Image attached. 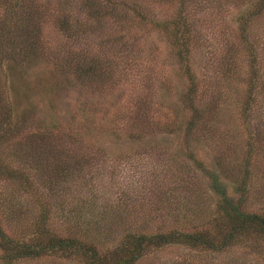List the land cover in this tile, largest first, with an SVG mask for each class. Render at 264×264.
Returning <instances> with one entry per match:
<instances>
[{
    "label": "rangeland",
    "instance_id": "obj_1",
    "mask_svg": "<svg viewBox=\"0 0 264 264\" xmlns=\"http://www.w3.org/2000/svg\"><path fill=\"white\" fill-rule=\"evenodd\" d=\"M45 1L49 4L47 12L51 18L45 16L43 21L47 23L40 27L43 29L39 37L41 49L27 70H16L20 78L14 77L12 84L19 95V106L25 109L22 114L25 117L23 122L20 121V132L16 135L10 132L13 128H8L11 136L6 139L9 143L6 155L16 172L13 178L6 177L0 182V230L5 236L28 240L33 225L40 218L44 219L42 231L52 230L62 235L71 230L74 215L71 216L70 209L76 202L90 200L94 208L92 213H97L98 206L104 204L105 211L109 212L108 209L117 207L123 199L121 192L132 198L139 191L147 193L146 201L155 198L156 193L168 186L160 176L165 174L164 178L172 177L173 180L177 175L176 168L180 167L185 172H192L189 165L185 166L190 164L191 156L193 160L198 157L211 165L210 149H202L199 144L200 139L212 136L211 131L203 126L204 117L194 118L196 110H201L202 106L211 107L209 113L217 115V127L228 131V139L235 137L239 143L245 140L248 122L244 128L236 101L229 98L228 102L220 104L213 99L217 90L223 94L227 87L219 78L221 73L204 70L205 62H208L205 53L192 52L189 60L178 63L169 43L171 33L144 22L135 23L130 13L123 10L120 0H116L118 5L112 10L110 6L104 7L102 0H96L102 14L95 19L90 15L95 7L85 8L81 0H61L59 4L55 0ZM128 1L134 2L125 0ZM192 1L195 9L192 19L204 33L205 52L214 47L222 26L234 28L230 19L235 15L233 10L239 8L223 5L229 14L221 18L211 14V11L215 12V5H199L198 1ZM31 2L37 5L31 6L30 12L36 10L42 16L46 2L23 0L21 8L27 9ZM175 5L158 8L149 3L145 11L149 16L168 22L178 11V5ZM61 11L75 22L76 36L72 39L63 38L52 19V15H59ZM258 22L264 25V17ZM78 51L81 56L76 54ZM76 61H80V67L86 66L90 70L88 78L81 81L76 78L73 70ZM261 61L258 56L257 65L264 80ZM188 65L197 84L190 95L185 89L189 84ZM4 72L3 75L6 70ZM63 72L67 74L65 79ZM86 82L91 88L83 86ZM4 88L7 89V85ZM258 98L261 101L264 94ZM263 110L262 107V126ZM256 113H260L258 108ZM12 119L14 121V117ZM190 119H195V125L190 129V137H186L185 128ZM252 119L249 121L251 129L257 123ZM30 133L40 136L43 149L38 157L33 156L36 147L32 150L20 148L16 142ZM101 144H104L102 149L96 147ZM47 147L51 152L45 153ZM104 148L106 150L102 151ZM169 151L177 159L168 157ZM63 177L66 182L60 181ZM226 186L231 185L226 182ZM201 189L205 190L202 194L206 197V189ZM198 191L194 190L195 194L189 197L198 196L205 203L203 208L209 206L208 197L202 198ZM189 205L190 202L185 203V219L193 217L186 210ZM183 212V209L178 211L179 214ZM79 235L80 232H76L71 237ZM105 243L100 249L111 247V243ZM45 255L25 258L14 264H77L75 259ZM257 256L246 247H235L216 256L199 248L167 245L146 254L135 264H264Z\"/></svg>",
    "mask_w": 264,
    "mask_h": 264
},
{
    "label": "trees",
    "instance_id": "obj_2",
    "mask_svg": "<svg viewBox=\"0 0 264 264\" xmlns=\"http://www.w3.org/2000/svg\"><path fill=\"white\" fill-rule=\"evenodd\" d=\"M55 1L59 4L61 0ZM81 1L85 8L95 7L90 13L93 19L101 17L102 8L98 9L96 0ZM102 1L103 6H110L111 10L118 5L116 0ZM120 1L123 10L130 13L131 20L135 23L144 22L158 30L166 29L167 34L171 33L169 43L173 57L178 63L189 60L192 52L205 53L208 62H205L204 70L221 73L219 78L223 79L228 88H224L222 92H227L223 94L217 90L213 99L220 104L228 102L229 98L236 101L244 128L248 122L246 138L240 143L235 137L228 139V131L224 128L219 130L217 127V115L209 113L211 107L202 106L201 110H196L194 118L204 117L203 126L211 131V137L199 140L202 149H210L211 165L198 157L193 160L191 156L190 164L185 166L189 165L192 172H185L180 167L176 168L177 175L173 180L172 177L164 178L165 174L160 176L168 186L156 193L155 198H148L149 201H146L147 193L139 191L132 198L121 192L123 199L119 200L117 207L108 209L109 212L105 211L104 204L98 206L97 213H92L94 208L90 200H83L80 204L76 202L75 207L70 209L71 216L74 215L73 226H70L69 232L62 235L52 230L47 233L42 231V218L33 225L34 230L28 240H19L20 237L8 238L0 230V264H14L25 258H40L46 256L45 254H49V257L75 259L77 264H135L146 254L167 245L199 248L216 256H221L235 247H246L264 262V126L261 124L264 99L260 101L258 98L264 94V80L257 65L258 56H261V63L264 65V25L258 22L264 17V0H196L199 5H215V12L211 11V14L221 18L229 14V11L223 9V5L239 8L233 10L235 15L230 19L234 28L222 26L219 36L214 40V47L205 52L203 46L207 42L204 41V33L200 32L192 19V13L195 11L192 0H134L132 3ZM22 3L23 0H0V182L5 181L6 177L13 178L16 172L13 166H10L11 159L6 155L9 151L6 139L11 136L8 133L17 135L20 132V121L23 122L25 117L22 116L25 109H21L17 102L19 95L12 87L13 79L20 78L16 70H27L32 59L40 51L42 45L39 37L43 32L40 27L47 23L43 18L50 17L47 2L42 16H39L36 10L30 12V7L37 5L35 2H31L27 9L21 8ZM149 3L158 8L176 3L178 11L174 13L172 20L160 21L147 15L145 9ZM52 17L63 38L69 40L76 36L75 22L66 12L61 11L59 15ZM76 54L81 56L82 53L78 51ZM80 61L73 64L74 75L79 81L88 78L90 73L86 66L80 67ZM189 65V84L185 87L187 95H190L196 84L195 75ZM245 68L246 71H241ZM66 75L63 72L62 78L65 79ZM6 85L7 89L4 88ZM83 86L91 88L87 82ZM257 108L260 113H256ZM251 119L257 122L252 129L249 124ZM194 125L195 119H190L185 128L186 137H190L189 132ZM8 128L13 129L9 132ZM143 133H146L145 130ZM38 137L40 136L37 133H30L18 138L16 142L20 148L32 150L36 147L33 156L38 157L43 149ZM170 144H173V141ZM103 145L96 147L102 149ZM104 150L106 148L102 151ZM49 152V147L45 148V153ZM14 155L23 156L20 153ZM169 155L172 159H177L174 154L167 153L168 157ZM64 179L65 177L60 181L66 182ZM23 180L26 182L24 178ZM226 182L231 186H226ZM201 187L206 189L205 194L208 193L206 197L209 199V206L205 208V203L200 197H189L195 194L194 190H199L202 198H206L202 194L205 190ZM187 202L191 203L186 209L192 213L191 219H185ZM180 209H183V214L178 213ZM193 222L195 224H192ZM76 232H80V235L72 238L71 235ZM105 242L111 243V247L100 249V245Z\"/></svg>",
    "mask_w": 264,
    "mask_h": 264
}]
</instances>
